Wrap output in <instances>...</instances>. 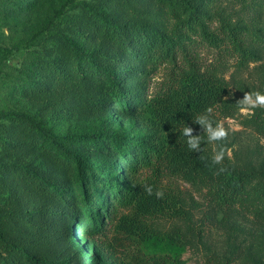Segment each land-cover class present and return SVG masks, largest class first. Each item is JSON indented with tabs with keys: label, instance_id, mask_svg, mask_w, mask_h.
Instances as JSON below:
<instances>
[{
	"label": "rangeland",
	"instance_id": "rangeland-1",
	"mask_svg": "<svg viewBox=\"0 0 264 264\" xmlns=\"http://www.w3.org/2000/svg\"><path fill=\"white\" fill-rule=\"evenodd\" d=\"M170 2L174 4V0H0V245L5 240L20 248L14 261L8 258L9 264H23L27 253L47 254L52 264H107L100 247L84 234V202L99 199L105 206L104 171L114 180L124 178L122 161L106 149L104 140L93 147L80 137L147 133L141 103L162 79V71L151 73L140 51L127 53L100 14L122 24L136 49L140 43L133 30L139 25L146 31H173L177 19ZM191 3L213 14L208 23L217 35L223 23L239 28L251 54L242 61L231 46L218 48L203 41L199 44L203 68L215 69L228 98L236 103L246 92L264 93V0ZM64 37L79 48V56ZM88 53L117 72L131 95L129 110L115 101L104 76L86 65ZM8 110L30 115L36 126L1 115ZM251 117L241 115L239 106L230 113L217 109L213 127L224 121L229 130L223 141L208 142L202 128L213 172L231 165L252 169L264 179V134L250 124ZM50 138L75 151L80 165L56 157ZM221 148L230 150L231 156L213 164ZM174 186L185 216L156 215L149 224L157 236L165 237L164 251L177 256V264H218L220 259L227 264H264V219L240 206L215 204L206 188L191 180L178 178ZM7 256L0 246V260Z\"/></svg>",
	"mask_w": 264,
	"mask_h": 264
},
{
	"label": "trees",
	"instance_id": "trees-1",
	"mask_svg": "<svg viewBox=\"0 0 264 264\" xmlns=\"http://www.w3.org/2000/svg\"><path fill=\"white\" fill-rule=\"evenodd\" d=\"M173 3L170 2V8L177 23L170 34L155 28L146 31L143 25L133 30L140 46L145 49L143 51L140 46L133 49V38L122 24L100 14L127 53L140 51L150 64L151 73L159 74L162 71V79L157 80L155 88L141 103L146 114L147 133L80 137V141L93 147L104 140L106 149L122 161L124 178L117 176L114 180L112 175L104 171L105 206L99 205V199L84 202V234L100 247L101 256L107 264L178 263L177 256L173 257L164 251L165 237L157 236L149 224L156 215L170 218L185 216L186 211L174 186L178 178L204 186L215 204L240 206L264 219V179L252 169L231 165H224L223 171L213 172L206 160L204 137L201 134L204 126L195 122L197 116L207 115L209 108L212 113L208 119L212 121L217 109L230 113L238 107L235 101L228 98L226 84L215 69L203 68L199 44L210 40L218 48L222 45L226 48L231 46L240 54L242 61L248 60L251 54L245 48L239 28L223 23L220 27L224 36L217 35L210 30L208 22L212 21L213 16L210 11L198 9L191 0H174ZM151 31L154 34L151 35ZM64 39L79 56L80 50L75 43L66 37ZM86 65L104 76L115 101L129 110L131 95L126 94L117 72L108 65L98 63L90 53ZM1 115L36 126V120L23 112L8 110ZM249 122L264 134V109L256 108ZM185 127L193 129L192 136H201V151L189 150L187 137L182 135ZM50 146L59 159L80 165V157L75 151L61 146L54 138H50ZM92 168H98V165ZM77 172L84 178L82 171ZM146 185L152 187V195L145 191ZM50 188L53 191L56 189L54 186ZM156 191H162L163 197L158 198ZM107 195L110 196L108 200ZM96 235L99 238L94 240ZM0 236H3L1 232ZM0 246L8 252V256L2 257L0 263L9 264V257L14 261L20 248L5 240ZM24 258L23 264H52L47 254L27 253ZM216 262L227 264L222 259Z\"/></svg>",
	"mask_w": 264,
	"mask_h": 264
},
{
	"label": "clouds",
	"instance_id": "clouds-1",
	"mask_svg": "<svg viewBox=\"0 0 264 264\" xmlns=\"http://www.w3.org/2000/svg\"><path fill=\"white\" fill-rule=\"evenodd\" d=\"M7 30L5 29V35H7ZM250 68L255 67L254 64L249 65ZM239 106V113L243 116H251L254 115V109L262 108L264 109V93L259 91L253 92H246L242 99L238 100L237 102ZM207 115H200L197 116L195 119L196 123L201 124L205 127L206 139L208 142H217L223 141L228 138L229 130L225 128L224 121L216 122V126L213 127L212 121L208 119V115H211L212 109H207ZM193 129L191 127L183 128L182 135L187 137L186 143L190 151L196 150L201 151V142L202 138L192 136ZM231 156V151L226 150L225 148H221L216 154L213 156V164H221L225 158V155ZM224 169L221 168V171ZM145 191L148 195L153 194V189L151 186L146 185ZM155 195L158 198H162L164 193L162 191H156Z\"/></svg>",
	"mask_w": 264,
	"mask_h": 264
}]
</instances>
